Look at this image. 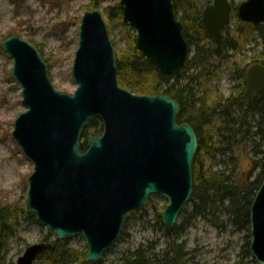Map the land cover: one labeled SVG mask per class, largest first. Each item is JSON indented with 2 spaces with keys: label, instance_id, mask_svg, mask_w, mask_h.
Masks as SVG:
<instances>
[{
  "label": "water",
  "instance_id": "water-1",
  "mask_svg": "<svg viewBox=\"0 0 264 264\" xmlns=\"http://www.w3.org/2000/svg\"><path fill=\"white\" fill-rule=\"evenodd\" d=\"M123 20L137 31L136 47L162 76L182 79L189 45L174 0H120ZM229 0H214L202 24L223 52V28L230 22ZM238 17L254 26L264 23V0H245ZM13 59L12 74L27 110L15 120L13 135L34 163L28 206L60 242L82 235L86 262H98L121 236L127 215L152 195L168 205L163 224L176 226L193 194V160L199 141L190 123H178L177 101L168 95H139L118 79L116 48L102 12L84 13L72 76L73 94L57 90L47 62L36 46L13 34L3 42ZM246 98L264 93V65L247 71ZM99 118L103 133L85 152L80 138L87 122ZM250 249L264 264V180L250 211ZM1 237V224H0ZM48 242L30 244L16 264H35ZM81 264V263H77Z\"/></svg>",
  "mask_w": 264,
  "mask_h": 264
},
{
  "label": "rangeland",
  "instance_id": "rangeland-1",
  "mask_svg": "<svg viewBox=\"0 0 264 264\" xmlns=\"http://www.w3.org/2000/svg\"><path fill=\"white\" fill-rule=\"evenodd\" d=\"M229 1L235 7L231 11L230 28L227 32L231 31L233 34L236 31L240 36L242 29L247 30L238 17V6L245 0ZM197 2L203 10L213 3V0ZM118 5L120 6V0H0V208L12 207L19 212L16 232L3 243L1 254L6 256L3 264H16L28 245L42 242L46 236L51 243L56 241L55 234L41 224L34 213L35 217L29 213V176L34 170V163L28 159L13 135L15 120L27 107L23 103L21 87L12 74L13 59L4 50L3 42L7 37L16 34L36 46L48 64L55 88L73 94L77 85L72 76V66L79 48L82 17L86 11L99 9L102 12L116 50L128 48L131 34L137 37V31L133 27L122 25L124 20L121 7L114 9L110 13L111 17L107 18L108 9ZM189 32L192 38L197 37L196 33L191 30ZM263 34L264 29L253 30L238 52H229L232 57H215L213 63L219 66L221 74L219 77H202L205 85L196 91L195 98L206 97L210 105L215 96L231 97L239 85L235 70L248 67L254 63L251 60L255 56L264 53ZM199 43L201 46L211 45L209 39ZM224 52L229 56L226 48ZM193 53L194 49L190 54ZM186 81L187 78L183 75L181 84ZM245 89L246 87L243 92ZM239 105H234L233 110L238 109ZM222 117L219 115L223 123ZM102 133L103 131L100 135ZM255 148L264 150V143L257 141ZM253 153V148L247 145L238 146L224 155L218 153L211 157L207 160V167L213 173L226 170V175L230 174L232 180H237L239 184L245 183L241 180H247L248 185L260 172L259 169H253ZM233 188L238 190L235 182ZM167 205L168 201L163 196L155 194L145 206L130 213L120 238L112 249L105 253L103 261L107 264H122V258L138 248L147 251L148 256L160 255L161 258L163 250L170 242L185 244L188 264H233L242 260L248 241H251L250 225L242 228L236 225V214L229 199L217 201L213 205L214 212L210 211L211 206L208 205V210L198 215L195 214V208L201 205L199 199L191 200L171 230L162 221V214ZM176 227L178 228L172 231ZM59 243L79 251L87 248L82 235L67 238ZM252 258L246 256L244 260L250 264H259ZM35 264L46 263L37 261Z\"/></svg>",
  "mask_w": 264,
  "mask_h": 264
},
{
  "label": "trees",
  "instance_id": "trees-1",
  "mask_svg": "<svg viewBox=\"0 0 264 264\" xmlns=\"http://www.w3.org/2000/svg\"><path fill=\"white\" fill-rule=\"evenodd\" d=\"M233 7H235L234 4ZM174 8L176 16L183 22V34L189 44L190 53L194 49L193 55L188 56L182 70L184 78H187L186 83L181 84L183 77L177 81L173 76H162L158 68L146 60L137 49L135 34L130 35L127 49L116 50L119 83L132 93L168 95L179 103L180 110L176 117L177 122L190 123L195 128L199 141L198 150L193 161L194 184L191 200L198 198L201 205L195 208V214L206 212L208 205L211 206L210 211L214 212L213 205L217 201L223 202L229 199L236 214V225L240 228L248 227L251 222V208L249 207L252 205L256 192L264 180V150L255 148L257 141L264 143V93L258 92L253 98L249 99L244 96L245 91L243 92V90L246 86V72L249 65L243 69L237 68L235 70V77L238 78L239 85L231 97L215 96L210 105H208L206 97L196 99V91L205 85V82L201 80L202 77H219L221 74L219 66L213 63V60H215V44L213 41L211 42L212 46H201L199 43V41L209 38L201 22L202 9L199 7L197 0H174ZM114 9H120V6L108 9V19ZM180 12L181 16H179ZM240 23L247 27V30L242 29L241 32L239 31L242 34L240 36L237 35L236 31L233 34L230 33L231 31L227 32L230 25L224 27L223 44L228 51V55L230 51H233V53L238 52L242 43L248 39L253 30L264 29V24L255 27L248 22L240 21ZM122 25L126 27L125 22H122ZM189 30L196 33L197 37L192 38L189 36ZM227 57H232V55H223L219 59ZM251 62L264 64V53L255 56ZM254 63H251V65ZM191 71L194 72L191 73ZM236 104L240 105L238 109L234 108L235 110H233V106ZM219 115L223 116V123L219 119ZM102 131L103 124L99 118L87 122L80 138V151L85 152L93 137L99 136ZM242 145L253 148L254 153L251 160L253 158L254 160L252 166L253 169L260 170L248 185H246L247 180H241L245 182L244 184L232 180L230 174L226 175V170L213 173L207 167V160H210L211 157H215L218 153L224 155L226 152ZM234 182L238 190L233 188ZM29 213L35 217L33 213ZM18 216L19 212L16 208H0V264H3L6 258L1 254L3 243L16 232ZM129 218L130 215L127 216V221ZM44 242H51L48 236H46ZM52 243L54 248L41 254L37 261H43L46 264H107L103 259L98 262H86L87 248L79 251L68 248L65 244H60L57 241ZM250 243L251 241H248L242 260L233 264H250L249 261L245 262L244 260L246 256L253 257ZM184 245L170 242L168 247L163 250L161 258H159L160 255L148 256L147 251L138 248L122 258V264H157L160 261L163 262L162 264H188V252ZM252 260L256 261L254 257Z\"/></svg>",
  "mask_w": 264,
  "mask_h": 264
},
{
  "label": "flooded vegetation",
  "instance_id": "flooded-vegetation-1",
  "mask_svg": "<svg viewBox=\"0 0 264 264\" xmlns=\"http://www.w3.org/2000/svg\"><path fill=\"white\" fill-rule=\"evenodd\" d=\"M229 2H230V1H229ZM230 3H231V2H230ZM211 4H213V3H211ZM211 4H209L208 6H210ZM208 6H207V7H208ZM231 6H232V9H233L234 7H233V4H232V3H231ZM201 22H202V21H201ZM202 25H203V24H202ZM227 26H228V25H227ZM225 27H226V26H225ZM204 28H205V27H204ZM205 31H206V29H205ZM206 33H207V31H206ZM207 35H208V34H207ZM222 35H223V40H224V29H223V31H222ZM208 38H209V40H210L211 42L213 41L214 44H215V40H214V39H212V38L209 37V36H208ZM223 55H225V53H224V47H223V52L221 53V55H220L219 57H216V58L219 59V58H221ZM260 64L264 65L263 63H260ZM245 87H247V79H246V86H245ZM256 93H258V92H256ZM256 93H255V94H256ZM255 94H254V95H255ZM253 97H254V96H253ZM253 97H252V98H253Z\"/></svg>",
  "mask_w": 264,
  "mask_h": 264
}]
</instances>
